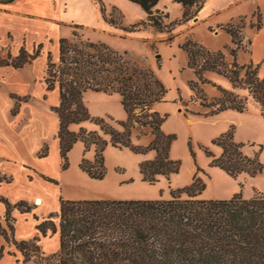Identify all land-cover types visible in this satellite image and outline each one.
Listing matches in <instances>:
<instances>
[{
	"label": "trees",
	"instance_id": "obj_1",
	"mask_svg": "<svg viewBox=\"0 0 264 264\" xmlns=\"http://www.w3.org/2000/svg\"><path fill=\"white\" fill-rule=\"evenodd\" d=\"M13 0H0L8 3ZM96 1V0H95ZM101 16L105 22L124 33L151 29L166 33L167 41L174 37L178 26L188 23L203 7L206 0H176L182 5V15L170 20L169 14L158 8L159 0H130L141 6L146 13L144 19L124 25L121 13L113 9L109 15L101 0ZM253 16L260 26V15ZM244 17L225 24H218L220 30L231 37L232 47H227L233 56L226 60L222 50H209L192 37L186 38L181 48L187 54V65L195 79L188 81L191 101L201 99L208 111L216 114L226 109L238 112L248 108L247 97L214 84L205 76L206 71H215L230 78L234 87L240 86L259 104L264 118V77L258 76V64L252 62L239 65L236 60L242 47ZM72 36L61 37L57 58L49 53L44 75L46 90L57 88L58 105L51 106L59 121L60 168L69 166L68 153L77 141L84 145V154L78 164L90 178L103 179L106 174L104 150L108 143L117 148H129L144 153L154 150L152 159L139 163L142 180L154 184L162 176L170 179L179 172L180 162L170 157L171 145L175 139L166 133L162 125L166 118L153 109L156 102L164 101L167 89L151 68H145L127 56L119 53L102 41L83 38L79 32L82 25L72 24ZM40 51V44L33 52L21 46L16 54H3L0 49V66L21 68L30 63ZM243 71L242 75L241 72ZM204 84H212L219 96L207 100ZM91 90L108 95H120L121 104L127 113L126 120L117 121L121 129L101 117L90 114L84 101V94ZM15 99L11 110L14 115L21 101L28 96L10 94ZM92 120L99 124L101 133L81 126L72 130V124ZM134 130L139 135H151L147 145H135L131 136ZM235 127L219 134L212 143L221 147L220 156L213 157L212 165L219 166L229 175L236 177L245 172L254 176L264 169L259 152L248 156L242 151L244 143L234 139ZM104 135L109 136V141ZM93 148V159L85 152ZM208 156H213L208 147L202 146ZM48 154L44 144L38 157ZM49 181L56 180L43 176ZM11 176L0 174L1 182H10ZM206 183L196 174L184 187L171 189L168 199H66L60 197L59 208L39 219L38 233L28 240L15 236L13 210L29 212L32 206L20 200L11 203L0 196L5 205L3 222L0 218V237L12 243L21 253L23 264L34 261L41 264H264V194L255 191L251 198H245L242 190L227 199H203L200 194ZM57 218V220H56ZM58 233L59 248L43 255L38 241L41 236ZM4 254L0 247V259ZM15 264H19V260Z\"/></svg>",
	"mask_w": 264,
	"mask_h": 264
},
{
	"label": "rangeland",
	"instance_id": "obj_2",
	"mask_svg": "<svg viewBox=\"0 0 264 264\" xmlns=\"http://www.w3.org/2000/svg\"><path fill=\"white\" fill-rule=\"evenodd\" d=\"M68 1L72 3L73 9L65 11L63 17L67 20H73V22L68 23V26H61L60 31L66 29L72 31V24L82 25L83 28L79 30V32L83 34V38L105 42L119 53L127 52L129 58L145 68H151L155 75L162 81L167 89V93L165 100L157 102L155 107L156 111L166 116L163 123V130L166 133L175 135L170 149V157L180 162L179 172L173 174L170 179L160 176L157 182L150 184L142 180L139 171V163L143 160L154 158V152L152 150L140 153L134 152L126 147L117 148L108 143L104 150L107 169L104 178L100 180L93 178V180H87V183H84L83 187L79 185V191L83 188L86 192L96 191L108 194L110 197L107 198L109 199H168L170 198L171 189L186 186L192 181L193 176L196 174L206 183L205 189L200 194V198L203 199H227L223 198V196L228 194L232 196L240 190H242V194L245 198H251L255 191L264 194V169L254 176L242 172L236 177H233L219 166L211 164L213 157L220 156L222 152L221 147L213 144L212 140L219 134L227 131L232 125L229 126V123L223 120L213 122L212 118L222 111L216 114L205 115L208 109L203 107L202 100H190L192 91L190 90L188 81L195 79V75L187 65L186 52L181 48L186 38L192 37L209 50H222L224 53H230L227 49V47L233 46L230 35L220 30L218 25L214 23L225 24L233 20L238 21L240 17H244L242 20L244 28L248 24V17L252 13V1L248 0L241 5L231 6L230 4L233 0H207L197 14L200 20L196 22V17L198 18L196 15L186 23L190 24L189 26L185 24L178 26L174 31V37L170 41L166 40L168 34L165 33V37L156 36L159 35V32L151 29L143 30L146 32L141 31L126 34L119 28H111L102 18L100 3L97 0ZM101 1L105 6L107 15L112 13L114 8L121 13L124 25L133 24L144 19L146 16L141 6L130 0ZM156 8L167 12L170 20L181 17L183 12L181 3L176 0H159ZM217 11L218 13L206 20H202L203 17ZM10 24L11 20L9 18L0 15L1 52L6 54L7 51L10 50L12 53H16L17 49L22 44L25 45L27 50L31 51L36 42L31 41L30 38H25L22 31H20L21 28L18 26L13 29L14 31L8 29L7 26H10ZM216 29L219 30L218 33L214 32ZM104 30H108V32H104ZM245 32L248 33L249 30L246 29ZM151 33L156 37L151 35ZM71 34L70 38H73ZM54 46L52 41H45L42 48L44 52L40 54L38 59L33 61V64L27 65L25 68L33 72L32 76L35 82H30L24 76L12 72L6 77L4 83L0 87L2 121L15 120L8 116L7 109L9 102L6 98V94H4L6 86H11L15 81H20L23 85V91H29L36 96L35 100L23 109L19 119H21V121L44 120L42 118L40 120L36 117L35 113L38 115H40V113L43 114V107L40 105L38 97L42 88L41 83L44 86L43 76L46 53L49 50L54 55ZM230 56L231 60L226 58L228 62H232L233 60V56ZM245 58L246 55L244 54H240L239 56L236 55V60L240 61ZM238 64L242 65L239 62ZM6 68L8 70H15L12 67ZM242 73L243 71L241 75ZM205 76L216 85L232 90L239 96H246L248 107L253 104L254 99L249 94L248 90L240 86L234 87L229 77L215 71H206ZM202 87L208 95L207 100L211 97L219 96L220 94L217 88L212 84H204ZM87 93H90L92 96L90 99H87ZM98 94L99 93H95V91L92 92L91 90L85 92L84 101L90 114L94 117L104 118L117 129H121L117 121L126 120V114L120 103L118 94L106 95L104 98H100V96H97ZM31 98L32 95H30V100ZM19 119L16 121H20ZM81 126L88 130H96L101 133L99 124L92 120H86L80 124L72 125V127H76V130ZM233 126L235 127V125ZM104 136L109 141V136ZM234 138L235 140L238 138L236 140L237 142L244 143L242 147L244 154L251 157L259 152V160L264 164L263 117L260 121L251 120L240 123L237 129L235 127ZM131 139L135 145H147L150 142H147V137L145 135L138 136L136 130L132 132ZM202 146L208 147L209 150L212 151L213 156H208L204 152ZM92 150L93 148L85 152V157H87L86 153ZM234 189L235 192L232 193ZM65 190L70 193L76 191L73 190V186L70 185L65 187ZM49 201L50 203L43 207L42 212L47 213L49 207L54 203L53 199H49ZM43 244L46 248H51L53 246V241L44 240Z\"/></svg>",
	"mask_w": 264,
	"mask_h": 264
},
{
	"label": "crops",
	"instance_id": "obj_3",
	"mask_svg": "<svg viewBox=\"0 0 264 264\" xmlns=\"http://www.w3.org/2000/svg\"><path fill=\"white\" fill-rule=\"evenodd\" d=\"M245 1L248 0H233L230 5H241ZM250 1H252V13L248 17V24L242 29V47L237 51V56H239L240 54H244L246 55V58L244 60L237 61L240 64H247L250 62L255 65L258 64V76L263 78L264 0ZM69 9H73V6L72 3L68 0H13L8 3H0V15L11 20V24L10 26H7V28L14 31L13 29L18 26L21 28L20 31H22V34L25 38H30L31 41L36 42L31 51L27 50L24 44H22L21 46H24L28 52H33L34 49H36L40 44L39 54L30 63L25 64L23 67L14 68L15 70H8L6 67L12 66H0V87L11 72L24 76L30 82H35L32 76L33 72L25 68L27 67V65L33 64V61H35V59H38L40 54L44 52L42 48L45 41H52V43H54L55 45L54 55L49 50L46 53L45 69L49 53L52 54L54 59L57 58L59 39L61 37H70V34L72 33L69 29L60 31L61 26H68V23L73 22V20H67L63 17L65 11ZM256 11H258L260 15L259 28L256 25H252L258 21L257 17L253 16V13ZM216 13H218V11L203 17L202 20H206ZM197 16L198 18L196 17V22L200 20L199 15ZM214 24L218 25L220 23L217 24L216 22ZM185 25L189 26L190 24ZM110 27L112 28V26ZM246 29L249 30L248 33L245 32ZM218 31L219 30L216 29L214 32L218 33ZM104 32H108V30H104ZM151 35H153V33H151ZM156 36L165 37L166 34L159 33V35ZM19 48L17 49V52ZM225 55L228 60H231L230 53L225 52ZM43 84L44 86L41 83L42 88L38 97L39 103L43 107V114L40 113V115H38L37 113H35L36 117H38L40 120L41 118L44 119L43 121H21V119H19V117H21L23 109L36 98V96L29 91H23V85L20 83V81H15L11 86H6V90L4 91V94H6V98L9 102V106L7 109L8 116L9 118H13L15 120L2 121V108L0 106V174L12 177V180L10 182L4 181L0 183V196L7 198L11 203H16L20 200H24L32 206V210L29 212H20L17 209L13 210V215L16 218L15 236L18 240L31 239L38 233V230L36 228V224L38 221L34 219L33 214L35 213L41 220L45 218L49 213L57 211L59 208L60 197L66 199L110 197L108 194L99 193L96 191L86 192L83 190V188L79 191V187H83L84 183H87V180H93L78 166L84 154V145L81 141H77L68 153V168L66 170H61L59 141L56 136L59 121L56 113L51 110V106L58 105L59 103V91L57 88L49 91L46 90L44 76ZM11 93L19 96H28V100L20 102L19 110L14 115L11 113V110L15 104V99L10 96ZM95 93H99L97 96H100V98H104V96L106 95L109 96L108 94L102 92ZM30 95H32L31 100ZM118 96L119 100H121L119 94ZM86 97L87 99H90L92 96L90 95V93H87ZM155 104L153 105L154 110H156ZM125 114L127 118L126 111ZM261 118L262 117L260 114L259 104L255 100H253V104H251L246 111L238 112L234 109H226L220 114L215 115L212 118V121L217 122L223 120L226 121V123H229V126L235 125L237 129V126L243 121H260ZM18 119L20 121H16ZM46 119H48L49 121ZM72 125L70 126V128L72 130H76V127H72ZM136 133L139 136L137 130ZM145 136L147 137V142L151 140L150 134H147ZM237 139L238 138H236V140ZM44 144L48 145V154L44 157H38L37 153ZM152 151L154 152L155 156V151ZM90 152L86 153V156L89 159H92L94 150ZM43 176L54 179L57 181V183L49 181ZM68 185L73 186V190L76 191H72L71 193L66 192L65 187H67ZM234 192L235 189L232 193ZM230 196L231 195L228 194L223 196V198H228ZM38 197L42 200L40 204L35 203V199ZM49 199H53L54 203H52V205L49 207L47 213L42 212L43 207L46 204L50 203ZM5 210L6 208L4 203L0 201V218L2 222L5 216ZM44 240L53 241V246L51 248H46L43 244ZM38 244L43 255H47L58 250V233L41 236ZM1 246H3L4 248V254L0 259V264H15L17 260H19V264H23L21 262V253L15 248L12 243H8L3 237H0V247ZM25 264L41 263L29 261Z\"/></svg>",
	"mask_w": 264,
	"mask_h": 264
},
{
	"label": "bare ground",
	"instance_id": "obj_4",
	"mask_svg": "<svg viewBox=\"0 0 264 264\" xmlns=\"http://www.w3.org/2000/svg\"><path fill=\"white\" fill-rule=\"evenodd\" d=\"M35 202L39 204V203H41V199L38 197L35 199Z\"/></svg>",
	"mask_w": 264,
	"mask_h": 264
}]
</instances>
